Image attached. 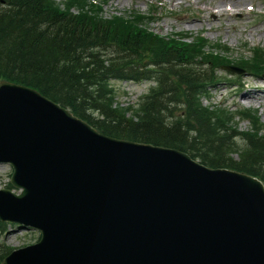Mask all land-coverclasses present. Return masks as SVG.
<instances>
[{
    "label": "water",
    "instance_id": "1",
    "mask_svg": "<svg viewBox=\"0 0 264 264\" xmlns=\"http://www.w3.org/2000/svg\"><path fill=\"white\" fill-rule=\"evenodd\" d=\"M231 69H235L231 67ZM0 220L41 232L1 264H264V184L99 132L0 81Z\"/></svg>",
    "mask_w": 264,
    "mask_h": 264
},
{
    "label": "trees",
    "instance_id": "2",
    "mask_svg": "<svg viewBox=\"0 0 264 264\" xmlns=\"http://www.w3.org/2000/svg\"><path fill=\"white\" fill-rule=\"evenodd\" d=\"M149 19L135 12L106 17L90 0H0V80L39 90L109 136L177 148L210 167L264 182L257 111L248 112L251 129L238 133L235 115L202 102L219 80L218 68L233 64L262 73L264 52L255 48L251 57L233 59L220 52L228 48L203 37L154 33ZM112 79L157 85L138 107H123ZM8 250L0 242V263Z\"/></svg>",
    "mask_w": 264,
    "mask_h": 264
},
{
    "label": "rangeland",
    "instance_id": "3",
    "mask_svg": "<svg viewBox=\"0 0 264 264\" xmlns=\"http://www.w3.org/2000/svg\"><path fill=\"white\" fill-rule=\"evenodd\" d=\"M62 1L56 0L58 3ZM93 3L103 7V15L106 17L112 13L130 14L135 11L144 15L155 14L148 23L153 32L163 36L175 32H189L192 37L202 36L204 33V36L210 40V45L213 42L227 44L236 57L242 54L249 55L250 51L246 50L249 47L264 48V0H97ZM220 5L221 7H218ZM229 8L234 14H227L226 9ZM260 35L262 38H259ZM218 74L224 78L223 82L212 90V100L203 98V102L224 104L225 109L232 115L235 109L258 108L264 124V93L261 92L258 96L263 100L260 102L247 101L243 96L250 90L249 84H264V76H237L226 69L219 70ZM111 83L117 92L116 103L123 107H138V103L155 84L153 81L136 82L118 79L111 80ZM232 83L237 84L232 86ZM235 119L239 122L237 126L239 132L245 131L250 125L249 120L238 117ZM238 142L243 144L242 139H238ZM234 157H237V152H234ZM12 171L9 164H0V186L6 187ZM9 232L16 233L8 234ZM39 238L38 230L0 221V242L10 250L34 244Z\"/></svg>",
    "mask_w": 264,
    "mask_h": 264
},
{
    "label": "bare ground",
    "instance_id": "4",
    "mask_svg": "<svg viewBox=\"0 0 264 264\" xmlns=\"http://www.w3.org/2000/svg\"><path fill=\"white\" fill-rule=\"evenodd\" d=\"M235 1V0H234ZM230 3H232V2H230ZM233 4V3H232ZM227 7H228V4L226 5ZM234 6H236V5H234ZM218 7H221V5L220 6H218ZM232 8V7H231ZM235 8V7H234ZM220 10H222V9H220ZM226 12H227V14H229V15H231V14H233V12H231V10H229V9H226ZM259 38H262V35H260L259 36ZM249 88H250V90L249 91H247L246 92V94H243V96L246 98V100L247 101H253V102H255V101H263L262 99H260L258 96H260V93L262 92V93H264V84H256V85H251V84H249V86H248ZM238 94V93H237ZM264 96V95H263ZM259 98V99H258ZM264 98V97H263ZM11 233H16V232H9L8 234H11Z\"/></svg>",
    "mask_w": 264,
    "mask_h": 264
}]
</instances>
